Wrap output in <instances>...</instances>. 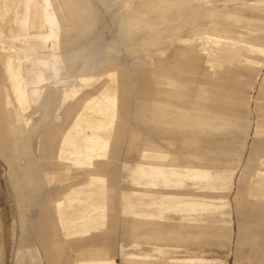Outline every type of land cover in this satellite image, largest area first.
<instances>
[{"label": "rangeland", "instance_id": "1", "mask_svg": "<svg viewBox=\"0 0 264 264\" xmlns=\"http://www.w3.org/2000/svg\"><path fill=\"white\" fill-rule=\"evenodd\" d=\"M130 1L151 3L145 24L133 17L129 20L133 30L129 31L123 7ZM253 1L211 0L215 10L208 16V3L194 0H66V6L74 5L75 13L58 48L53 51L50 41L49 47L36 46L27 53L26 78L27 70L33 69L32 60L38 64L44 51L60 55L56 59L63 76L58 92L53 69L45 68L46 87L34 114L14 108L16 100L10 88L11 94H5L12 70H6L0 58V264H51L46 247L55 239L62 240V236H50L49 225L39 218L45 208L35 206L34 198L24 189L17 151L21 139L15 145L13 139L14 132L21 137L23 132L16 119L24 113L25 118L31 117L33 147L38 154L45 129L40 121L45 109L42 103L55 105L61 95L63 105L70 107L81 98L74 107L80 110L88 91L80 76L99 77L89 84L98 93L108 80L107 71L114 69L124 87L118 93L119 118L108 159L99 164L114 202L101 220L104 228L80 240L70 239L71 251L60 264H79L75 251L91 244L108 247L110 263L106 264H264V190L257 196L260 200L250 201L256 173L244 181L247 186L238 188L247 165L257 168L264 159V10L252 5ZM187 21L193 25L184 27V33L201 25L213 36L250 46L227 52L233 59L227 57V61L223 54L210 60L203 51L190 50L189 36L171 43L162 41L180 34V26ZM16 43L24 56L28 42ZM251 46L260 52L251 54ZM72 49L78 52L75 57L65 58L63 53ZM239 55L259 63L244 65ZM188 57L194 65L192 73L178 72L195 83L196 101L190 97L188 102L197 105L201 115L204 111L218 114H213V119L198 118L206 130L155 119V107L161 101L155 90L159 70L173 71L174 64L186 66ZM87 63L95 68L87 69ZM72 88L81 91L73 95ZM74 114L69 111L67 123L73 121ZM144 147L147 156L159 155V163L165 164L161 171L146 173L150 166L143 164ZM189 153H196L199 159L187 157ZM178 163L194 165L195 170L175 171ZM52 190L56 192L54 187ZM145 195L152 198L143 206L141 197ZM186 203H195V207L190 210ZM145 209L157 211L151 215L140 211ZM90 255L86 252L83 256Z\"/></svg>", "mask_w": 264, "mask_h": 264}, {"label": "crops", "instance_id": "2", "mask_svg": "<svg viewBox=\"0 0 264 264\" xmlns=\"http://www.w3.org/2000/svg\"><path fill=\"white\" fill-rule=\"evenodd\" d=\"M19 5L17 2H19ZM35 0H13L12 3V9L14 13V19L11 23V26L6 28L7 35L10 37V44L12 47H15L19 50L20 54L22 55V50L21 48L17 45V41L19 40H26L28 42V45L24 46V56H22V74L23 71L26 70V63L29 60L28 56V51H30L32 48L36 50V46L41 49L43 47L44 49L49 47L48 43L50 41H53L52 44V50L55 51L59 44H60V36L63 33H68V20L71 19V16L75 13L74 11V5L69 4L70 6H66V0H42L43 4L40 7L39 14L43 15V20L45 23V28L43 30H36L31 29L32 22H31V14H33V5H34ZM105 3L106 0H104ZM109 2V0H108ZM205 2H209L212 6L213 4L211 3V0H206ZM205 2H198V3H205ZM254 6L260 7L264 10V0H256L251 3ZM35 9V8H34ZM214 6L212 10L208 11V16H212V13L214 11ZM79 13V12H78ZM82 14V13H81ZM123 18L125 20V27L126 29L133 30L132 27L133 25L129 22L131 20V17L128 16V14L123 10ZM147 16L142 19V21L139 23L141 25L145 24L144 22L147 20ZM187 25L184 27L189 28L191 25H193V21H187ZM211 25L214 23H210ZM183 27V28H184ZM183 28L179 29L182 30ZM204 28V27H203ZM184 30V29H183ZM186 30V29H185ZM192 31L189 30L188 32ZM204 36H212L214 39L218 40H223V41H231L232 39L228 38H222V37H216L213 36L212 34L206 32V29L204 30ZM206 43H209V41H206ZM204 42V44L196 45L195 42H192L189 40L187 42V45L189 46L190 50L196 51V47L199 48L200 51H203L206 55V59L210 60H215V59H220L219 57L213 58L212 55L209 53H206V46L207 44ZM240 42V41H239ZM239 46L242 48L246 46H250L249 43L246 42H240ZM251 48L254 49V51L251 52V54H257L260 52V49L257 48L256 46H251ZM81 50V49H80ZM28 53V54H27ZM77 50H71L68 52V54H64L63 56L66 58L67 57H75L77 54ZM60 55H56L54 52L52 53H45L43 52L42 58L38 60V64L32 60L34 66L33 69L27 70V78H25V89L27 93L31 97L36 98V102L33 103L27 111H32L34 113L37 112L38 109H36V106H39L40 101L42 100V90L45 89V82L47 80L46 75H45V68H48L50 66L53 69L55 84L54 86H57L58 92L60 90L58 89V86H60L61 81L63 79L61 69L59 68V61L56 59ZM70 57V58H71ZM185 57V56H184ZM225 57V56H223ZM229 57V56H228ZM243 59L244 65L246 63H251L249 66H253L258 64V60L250 58L248 56H241L239 55L238 59ZM225 59L228 61L227 57ZM2 62V60H1ZM93 63V62H92ZM187 65H181L183 69H175L173 71L170 70H164L163 68L159 70V75L156 77V87L155 90L157 91V94L160 95L161 101L159 102L160 105L155 107V119L159 120L160 122L167 123V124H172V125H177V126H186L189 125L192 130L197 131V129L201 130H206V124L201 123L198 121V118H210L213 119L212 115L217 113H211L208 111H204L203 114L197 112L198 108L197 105H195L192 102H188L189 98L191 97L194 98L196 101V92L194 91L195 89V83L191 81V78H187L186 80L178 74L179 71H183L185 73H192L194 69V65H190V60L189 57L186 61ZM247 65V64H246ZM41 69H39V67ZM87 69L93 70L95 66H92L90 63H87L86 65ZM37 70V71H36ZM188 71V72H187ZM35 72V73H34ZM111 72L114 73L113 78L117 82V97H116V120L119 118V98H118V93L119 89L121 87H124L122 85V80H119L117 74V70H108L107 71V77L108 80L102 85L100 88L99 92L94 91V87H90L89 84H94V82L99 78L94 76L93 74L91 75H82L80 76V80L82 78L86 79H92L88 81V86H85L88 88V91L85 92L87 97L83 101V106L80 108V110L74 109L76 105L79 104L81 101V98H76L73 102L72 105L69 106H64L61 100L62 96L60 95V98L58 97L56 99L55 105H52L50 103H42V106H44V113L40 117L41 121V126H45V129L43 132H41L39 144H38V154H36V150L33 147V137H34V132L30 130V128L26 131L23 132L21 141H20V148L17 149L19 152V158L22 160V169H21V176H22V181L24 183V189L28 191L29 195L31 198L34 200L33 204L35 206H38L39 204L43 205L45 208L44 214H40L39 218H43V222L49 225V230H50V236L53 235H59L62 236V240L60 239H55L51 242L50 247H46V253L48 254L49 261L51 264H60V262L66 257L68 253L71 251L70 247V239L76 238L77 240H80L84 236H91L94 232L97 230H102L104 228V223L101 222L103 217L107 216L108 211L110 210V202H114V198H109L108 196V191L111 187H109V183L107 181V176L103 174L100 171L99 164L103 162L104 159H108V155L110 152V142L114 133V125L112 126L111 134L108 139V145L106 149L104 150L103 154L100 156H97L93 159L92 165L90 166H74L73 171L75 173V178L73 179H65L59 183L56 182L57 176L58 175H65V167L62 165L61 161L59 160L60 157V148H61V140L63 135L73 126L76 116L79 111H81L84 107V104L86 100L90 96H95L98 95L102 90L105 89V87L111 82ZM19 72H15L12 69V80L10 82V85L12 83H15L19 79ZM168 77V79L171 82H164L163 79ZM83 83V82H82ZM171 83H176L178 86H174ZM9 87L6 88L5 94H11L13 93V98L15 99V94L13 91V88ZM85 85V84H84ZM10 88V91H9ZM81 88H79V91L76 93L77 95ZM121 91V90H120ZM187 91V92H186ZM75 94V95H76ZM192 94V95H191ZM191 95V96H190ZM64 96V95H63ZM16 100V99H15ZM17 101V100H16ZM15 101V102H16ZM14 102V108L18 110H22L20 107V104L17 102ZM71 104V103H70ZM18 105V106H17ZM41 105V104H40ZM17 106V107H16ZM75 111L74 114V119L71 123H67V117L69 115V111ZM57 111V112H56ZM199 113V114H198ZM25 116V113L23 114ZM193 139L195 137L193 136ZM195 141V140H193ZM147 151V148L144 147V151L142 154V159H144L143 164L147 163L148 166H150L147 170V174L151 173L154 169L155 170H162L164 168L163 166L165 164H160L159 163V155L156 154V156H147L145 153ZM157 152H161L157 150ZM187 157L191 158H198L196 153H189L186 155ZM264 159L261 161V166L253 169V166L251 163L247 165V169L243 170L241 172V176L239 177V182H238V188L239 191L240 189L246 185L247 183H244V181L248 180L250 178V173H256L258 177L261 174V171L263 169L262 162ZM175 171H187L190 173V171H194V165L190 164H184V163H178L174 167ZM152 170V171H151ZM145 172V171H144ZM94 177V178H93ZM101 177L102 179V185L97 182L96 178ZM254 177L253 180L256 178ZM90 183L94 184L97 188L103 189L104 193L102 196L103 203L102 205L106 209V213L104 215H97L96 210L93 211L92 217L89 219L82 221L81 224L78 225H73V222H70L69 224L63 225V220L61 213L59 212V206L64 203V200L67 198V193L68 190L72 187L78 188L82 185H89ZM56 190L53 191L52 188ZM252 188V185H251ZM59 190H64V191H59ZM59 192V193H58ZM261 192H254L252 189V194H251V202L258 201V195ZM152 197H146L142 196L141 200L143 201V206H146L150 204V200ZM153 198H157V196H154ZM264 197H262V200ZM189 206L191 207L190 210H192L195 207V203H186L184 206ZM238 209L241 206V201H237ZM60 206V207H61ZM166 209V206L163 207ZM142 212H146L148 214H154L156 211L151 210V209H145V210H140ZM48 212H50L48 214ZM104 217V218H105ZM190 220L188 221V223ZM78 223V222H76ZM66 249L63 251L61 256L59 257L58 255V249L59 248H64ZM106 250H108V247L106 245H97V244H91L87 245L83 248H79L75 251L76 257L79 260V264H106L110 263L109 258L107 256ZM90 253V256H83L85 253Z\"/></svg>", "mask_w": 264, "mask_h": 264}, {"label": "bare ground", "instance_id": "3", "mask_svg": "<svg viewBox=\"0 0 264 264\" xmlns=\"http://www.w3.org/2000/svg\"><path fill=\"white\" fill-rule=\"evenodd\" d=\"M164 1H170V3H174L177 0ZM194 1L198 3L205 2L206 0ZM12 3L13 0H0V58L6 70L11 71L13 69L15 72L20 73L19 79L15 83H12L10 87L13 88L15 99L20 104L22 111H27L29 107L36 102V98L34 96L31 97L25 89V78L21 69L23 58L19 50L11 46L10 37L7 35L6 28L9 26V24L11 26V23L14 19ZM149 3L151 2L142 1L140 3L139 1H130L124 5L123 10L131 18L134 17L137 23H140L149 12ZM206 3H208L207 10H212L213 6L209 2ZM42 4V0H35L34 2L33 7L35 9L33 8V14H31V29L43 30L45 28L43 15L39 14ZM184 25L186 26L187 24L185 23ZM183 27L180 26V29ZM192 28V31L185 33L184 30H180V34L170 35L164 38L162 41L171 43L174 40H180L183 39V37L189 36L190 39H188V37V41L191 40L198 46L200 44H204V39H206V41H209V43L205 42L207 44L205 48L206 53H210L213 58L219 57L220 54L228 57L227 55L231 53L232 50L234 51V49L241 48L239 46L240 42L236 40L223 41L214 39L212 36H206L205 38V28H203L201 25H196ZM185 41L187 40L185 39ZM197 50H199L198 47H196V51ZM227 52L229 53L227 54ZM246 64L251 65V63ZM173 68L179 70L183 69L180 64H174ZM113 76L114 73L111 72V82L105 87L104 90H102L98 95L90 96L86 100L83 109L78 112L73 126L63 135L61 140L59 160L65 167V175H58L56 179L57 183L65 179L75 178L76 175L73 171L74 166L92 165L93 159L103 154L104 150L106 149L108 145V139L112 132L111 128L116 120L115 113L117 82ZM90 80L92 79H81L85 86H88V81ZM163 81L171 82L168 77L164 78ZM171 84L178 86L176 83ZM78 91L79 88H72L70 93L75 95ZM66 94L67 91L64 93V97ZM6 101H8L7 98ZM30 123L31 117L25 118L24 115H20V117L16 119V124L18 125V128H22V132H26L30 128ZM21 138L22 137L20 134L14 132V145L17 144ZM262 166L263 169L261 174L252 182V189L254 192H262L264 190V161L262 162ZM95 178L98 183H102L101 177ZM103 193V189L97 188L92 183L87 186L82 185L78 188L71 186V188L68 190L66 200H64L62 206L60 205L61 207L59 206V212L62 216L63 225L69 224L70 222H73V225L81 224L82 221L92 217L94 210H96L95 212L97 215H104L106 213V209L102 205ZM65 249L66 247L58 249L59 257Z\"/></svg>", "mask_w": 264, "mask_h": 264}]
</instances>
